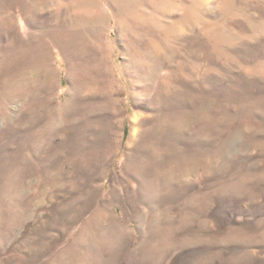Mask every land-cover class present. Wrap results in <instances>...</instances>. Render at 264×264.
Instances as JSON below:
<instances>
[{"label": "rangeland", "instance_id": "374dc122", "mask_svg": "<svg viewBox=\"0 0 264 264\" xmlns=\"http://www.w3.org/2000/svg\"><path fill=\"white\" fill-rule=\"evenodd\" d=\"M0 264H264V0H0Z\"/></svg>", "mask_w": 264, "mask_h": 264}]
</instances>
